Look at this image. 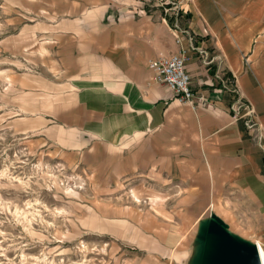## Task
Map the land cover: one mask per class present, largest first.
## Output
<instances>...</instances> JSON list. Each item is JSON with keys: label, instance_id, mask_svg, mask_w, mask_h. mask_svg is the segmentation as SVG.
I'll return each mask as SVG.
<instances>
[{"label": "crops", "instance_id": "obj_1", "mask_svg": "<svg viewBox=\"0 0 264 264\" xmlns=\"http://www.w3.org/2000/svg\"><path fill=\"white\" fill-rule=\"evenodd\" d=\"M150 1L139 8L147 13L140 17L128 14L140 0H81L74 13H57L69 20L53 27L50 57L39 63L58 78L54 90L65 85L73 105L42 111L57 116H45L41 129L68 132L44 142L68 150L66 159L94 154L100 146L129 162H158L169 186L181 194L178 210L190 223L214 211L230 228L264 245V140L258 139L264 133L233 117L235 94L215 91L216 67H205L196 52L189 53L187 70L208 106L181 102L154 82L150 63L179 55L188 42L182 37L177 43L179 34ZM172 1L184 13L182 27L211 34L199 46L222 57V68L236 77L235 86L264 127V0ZM73 113L75 120L63 116Z\"/></svg>", "mask_w": 264, "mask_h": 264}, {"label": "rangeland", "instance_id": "obj_2", "mask_svg": "<svg viewBox=\"0 0 264 264\" xmlns=\"http://www.w3.org/2000/svg\"><path fill=\"white\" fill-rule=\"evenodd\" d=\"M79 1L0 0V264H189L198 223L179 212L181 194L158 162L100 146L66 159L68 150L44 142L68 132L41 129L57 116L42 111L72 106L73 96L62 82L53 89L58 78L39 61L50 57L53 27L69 20L57 13ZM145 1L136 9L153 5Z\"/></svg>", "mask_w": 264, "mask_h": 264}, {"label": "built area", "instance_id": "obj_3", "mask_svg": "<svg viewBox=\"0 0 264 264\" xmlns=\"http://www.w3.org/2000/svg\"><path fill=\"white\" fill-rule=\"evenodd\" d=\"M155 1L157 4L156 6L160 7L163 11V21L167 22L173 32L179 34V36H176L177 43L181 44L182 37H185L188 42V47L186 49L183 48L179 55H174L170 58H160L150 63L154 82L166 85L173 93L174 98L181 102L190 103L193 107L208 106V100L203 99L202 95L198 96L197 92L193 89L192 77L187 70V57L190 52H196L200 56L205 67L209 69L212 66L216 67L215 79L219 84V88L215 91L218 93L227 91L235 94L236 98L231 106L233 117L237 120H243L247 129L255 130L258 127V123L255 121L254 117L256 112L255 107L238 91L235 86L236 77L225 73L221 65L222 57L218 55V53L215 54V52L213 53L211 50L199 46V42L205 44L211 37V34L205 31V35L198 36L189 29L182 27L180 21L184 13H182V10L179 9L172 0ZM148 2L151 1L148 0ZM143 8L144 7H142V9ZM142 12L143 11H140L139 8H130L129 11L132 16L140 17L142 14H147ZM211 86L217 88L214 84ZM197 98L198 101L195 100ZM257 130L261 131L260 128H257ZM258 139L260 143L264 140L261 134ZM261 147L264 152V144L261 145Z\"/></svg>", "mask_w": 264, "mask_h": 264}, {"label": "water", "instance_id": "obj_4", "mask_svg": "<svg viewBox=\"0 0 264 264\" xmlns=\"http://www.w3.org/2000/svg\"><path fill=\"white\" fill-rule=\"evenodd\" d=\"M189 264H262L257 243L234 233L214 211L199 220Z\"/></svg>", "mask_w": 264, "mask_h": 264}, {"label": "bare ground", "instance_id": "obj_5", "mask_svg": "<svg viewBox=\"0 0 264 264\" xmlns=\"http://www.w3.org/2000/svg\"><path fill=\"white\" fill-rule=\"evenodd\" d=\"M257 245L259 247L262 264H264V248L262 247L260 242H257Z\"/></svg>", "mask_w": 264, "mask_h": 264}]
</instances>
